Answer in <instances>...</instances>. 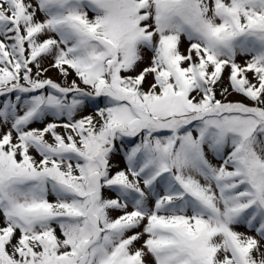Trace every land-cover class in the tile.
Masks as SVG:
<instances>
[{"label":"snow or ice","instance_id":"1","mask_svg":"<svg viewBox=\"0 0 264 264\" xmlns=\"http://www.w3.org/2000/svg\"><path fill=\"white\" fill-rule=\"evenodd\" d=\"M0 98V264H264V0H0Z\"/></svg>","mask_w":264,"mask_h":264},{"label":"rangeland","instance_id":"2","mask_svg":"<svg viewBox=\"0 0 264 264\" xmlns=\"http://www.w3.org/2000/svg\"><path fill=\"white\" fill-rule=\"evenodd\" d=\"M90 17L92 16V13H89ZM189 45V42L187 40L186 37H182V42H181V46H180V50L182 52H186V49ZM151 54L150 53H147V56H150ZM245 59H247V57H244V56H241V55H238L237 56V62L238 63H241L243 64ZM51 63V59L49 57H45L42 59V64L44 67L46 68H49L48 72L44 73V77L45 78H51L52 80L58 82V83H61L62 82V77L60 76L59 72L54 69V68H50L49 65ZM145 64H142L140 65V67H144ZM139 70V69H138ZM33 71H35V69H33ZM70 76L68 77V80H72V79H77L76 76H75V73L74 72H71L70 70ZM249 76V79H252V74L249 73L248 74ZM228 69H225V72L223 74V80H222V84L221 86H227L228 85ZM149 80H151L152 78L151 77H148ZM79 82V81H78ZM83 87V85H81ZM231 91V89H230ZM2 99V98H1ZM217 99H221L223 100L224 98L221 97L219 95V87L217 88ZM227 101H244L245 103L247 104H251V101H248V100H245L243 96L237 94V93H232L230 96L227 97ZM225 101V102H227ZM103 106V105H101ZM23 112V109H20V113L22 114ZM95 112V109L93 106L91 105H88L84 108V110L79 114L80 116H84V115H89V114H94ZM79 118V117H77ZM32 127H42V125L40 124H33ZM5 126L2 125V123H0V133H2V131L4 130ZM62 131V130H61ZM195 134V133H194ZM140 142V138L139 137H136V138H132V142L131 143H126L124 145V147L126 149H130L131 147L134 146L135 143H139ZM214 163H219L218 161H213ZM112 163L116 164L118 166L117 169H113V171L115 170H118V169H124L126 168V162L124 160V156H123V153H119L117 155H115L113 157V160H112ZM105 195H112V193H109L107 189H105ZM54 199L53 197H50V200ZM131 210V208L129 209ZM119 213H112L113 216L115 215H118ZM0 226H3V220H2V217H0ZM238 231H241V232H246L247 233V229L244 228V227H238L237 228ZM59 234V232H58ZM250 234V233H249ZM143 241H141L140 243L136 244V247H140V244H142ZM145 260H146V264H154V260L153 258L148 255L145 257Z\"/></svg>","mask_w":264,"mask_h":264},{"label":"trees","instance_id":"3","mask_svg":"<svg viewBox=\"0 0 264 264\" xmlns=\"http://www.w3.org/2000/svg\"><path fill=\"white\" fill-rule=\"evenodd\" d=\"M1 99V98H0Z\"/></svg>","mask_w":264,"mask_h":264}]
</instances>
